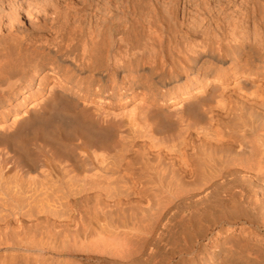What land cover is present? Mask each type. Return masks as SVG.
Segmentation results:
<instances>
[{
	"label": "bare ground",
	"instance_id": "obj_1",
	"mask_svg": "<svg viewBox=\"0 0 264 264\" xmlns=\"http://www.w3.org/2000/svg\"><path fill=\"white\" fill-rule=\"evenodd\" d=\"M237 1L109 0L9 34L0 264H264L209 225L264 209V0Z\"/></svg>",
	"mask_w": 264,
	"mask_h": 264
},
{
	"label": "rangeland",
	"instance_id": "obj_2",
	"mask_svg": "<svg viewBox=\"0 0 264 264\" xmlns=\"http://www.w3.org/2000/svg\"><path fill=\"white\" fill-rule=\"evenodd\" d=\"M108 1L109 0H0V36H1L0 37V49L2 48L3 50H5L4 49V47H5V48H7L6 50L12 51L11 48L16 47V46L14 47V45L12 47H10L12 44L10 43L9 40H11V41H13V40L9 39L11 37V36H9V34L10 35L11 34L16 35L14 33H15V31H17L16 32L17 35L21 36L22 38L21 37L20 38L25 40V38L28 36V34H31L32 31L35 32V30H37L40 25L42 26L43 23L47 24L49 22H55L56 20H102V18L104 16L109 15V12H108L109 8H107V6L109 7ZM238 1L235 4H237ZM233 8H234V5L231 6L227 12H229L230 9H232V10L235 9V8L234 9ZM241 8H242V10L246 9L245 6L243 7L240 5V8H238L239 11L238 10H236V11H238L239 13L242 12ZM181 12H182V9L180 8L179 16H181ZM231 16H232V19L237 18L236 15L231 14ZM244 20H246V19H244ZM38 24H39V26H38ZM43 26H45V25H43ZM30 28L33 30L31 31ZM4 36H5V38L3 39ZM7 37H9V38H7ZM3 41H5V43ZM27 42L28 41H25L24 43L27 44ZM32 42L35 43V41H32ZM34 43H31L30 41L28 42L29 45H33ZM16 49H17V47L13 50L15 51ZM242 206H243L242 210H240V208H238L239 211H241V212H239L238 209H232L233 211H235V212H232V211H230L231 210L230 207L229 208L228 207H222L223 209L221 208V211L218 210V211H216L217 213L213 212L215 214L211 213L210 217H209L210 218L209 225L211 227H213L214 225H217V227H220V228L224 227L225 228L226 226L229 225V223H235L234 228H236V229L229 233L230 237H232V235H233L232 239L235 240V242L240 243V244L245 245V246L250 245L249 247L253 248L254 250H259L258 251L259 253L257 252L258 254H260V252L263 251L260 254V255H262V254H264V250H263L264 249V241L260 240L261 237L256 236V235H252V234H248L246 232H243L242 230L239 231L238 227H240L239 225H241V223L244 221L245 222L244 225H247L248 227H251V226L256 227L257 226V227H260L261 229H264V226H263L264 225V209L258 210V211L254 210L253 212H251V211H248L246 209V207H244V205H242ZM225 208L226 209L228 208V209L225 211ZM255 211H257V212H255ZM246 212H247V214H246ZM259 212H261V213H259ZM241 213H244V214H241ZM217 214H219V215H217ZM225 215H227V216H225ZM231 215H233L234 218H232ZM251 215H253V216H251ZM219 216H220V218H218ZM244 216H247L246 219L244 218ZM248 216L252 217V218L250 219ZM215 218L217 221H215ZM212 219L215 221V223ZM233 219H234V221H233ZM231 220H232V222H231ZM250 223H252V224H250ZM229 235L228 234H220L218 236L212 237V240L213 241L214 240L215 241H218V240L219 241L220 240L225 241V239L223 237L224 236L228 237ZM235 236H236V238H235ZM233 240H232V242H234ZM259 248H261V249H259Z\"/></svg>",
	"mask_w": 264,
	"mask_h": 264
}]
</instances>
